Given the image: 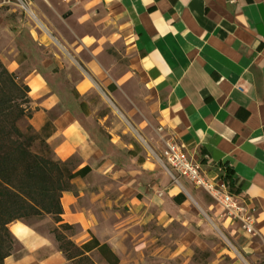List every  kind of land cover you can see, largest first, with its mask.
I'll return each instance as SVG.
<instances>
[{"label":"crops","instance_id":"obj_1","mask_svg":"<svg viewBox=\"0 0 264 264\" xmlns=\"http://www.w3.org/2000/svg\"><path fill=\"white\" fill-rule=\"evenodd\" d=\"M6 5L0 60L31 90L25 129L47 134L54 160L91 168L61 199L76 245L93 234L116 253L105 232L114 204H136L142 194L156 201V192L171 201L185 196L183 180L104 126L92 102L99 89L117 85L115 28L130 41V73L154 100L148 124L163 128L159 139L183 145L208 181L243 197L264 242V0H92L73 24L61 16L55 38L39 20L34 27L21 18L31 16L15 1ZM56 227L49 216L11 224L15 248L6 264H71Z\"/></svg>","mask_w":264,"mask_h":264},{"label":"rangeland","instance_id":"obj_2","mask_svg":"<svg viewBox=\"0 0 264 264\" xmlns=\"http://www.w3.org/2000/svg\"><path fill=\"white\" fill-rule=\"evenodd\" d=\"M7 1L0 0V10L5 13L9 8ZM30 2L31 12L37 19L32 13L31 18H26L24 12L21 18L34 27L39 20L46 32L55 38L62 25L61 16L73 24V14L85 12L92 0ZM115 31L116 48L112 54L116 66L110 73L117 85L99 89L92 102L98 115L107 117L104 126L123 142L133 143L136 150L159 162L164 145L154 121L148 124L152 120L150 110L154 100L138 77L130 73L134 59L130 41L123 35L117 36L125 30L115 28ZM25 125L21 124L24 130ZM101 130L104 132L103 128ZM34 151L41 153L43 150L36 145ZM183 184L185 187L181 190L187 198L184 205H177L165 196L160 199L157 197L160 193L150 188L154 196L157 194L156 201L149 197L145 199L142 194L136 204L111 207L109 227L105 232L107 238L114 240L109 242L114 243L120 264H264V242L259 235L249 236L243 225L229 220L204 190L196 189L186 179ZM112 192L109 190L110 194ZM27 223H33V220ZM93 261L107 264L99 255L93 256Z\"/></svg>","mask_w":264,"mask_h":264},{"label":"trees","instance_id":"obj_3","mask_svg":"<svg viewBox=\"0 0 264 264\" xmlns=\"http://www.w3.org/2000/svg\"><path fill=\"white\" fill-rule=\"evenodd\" d=\"M31 90L9 71L0 60V264H6L15 245L9 226L17 221L43 220L52 217L57 225L52 231L59 250L71 264H96L90 254L96 252L107 264H120V257L106 243L91 234L84 245H76L72 236L77 230L63 221L64 193L73 191L72 181L87 177L91 168L75 171L74 163L54 160L47 146V134L24 130L21 123L33 116ZM36 145L42 147L36 153ZM234 184L232 174L228 173ZM185 203L182 194L173 198Z\"/></svg>","mask_w":264,"mask_h":264},{"label":"built area","instance_id":"obj_4","mask_svg":"<svg viewBox=\"0 0 264 264\" xmlns=\"http://www.w3.org/2000/svg\"><path fill=\"white\" fill-rule=\"evenodd\" d=\"M13 2V0H9ZM27 13H32L27 0H14ZM31 15V14H30ZM163 132V128L158 130ZM164 143V149L159 158L162 165L177 179H186L196 189L204 190L222 208L229 220L243 225L245 232L252 237L259 235L258 224L251 210L246 206L243 197L234 194L228 183L219 184L208 181L200 164L195 162L185 151L183 145H179L172 138L160 139Z\"/></svg>","mask_w":264,"mask_h":264}]
</instances>
